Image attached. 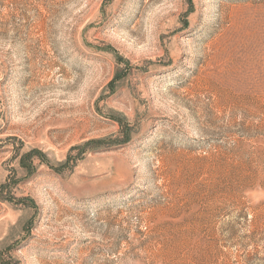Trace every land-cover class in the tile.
<instances>
[{
  "label": "rangeland",
  "instance_id": "obj_1",
  "mask_svg": "<svg viewBox=\"0 0 264 264\" xmlns=\"http://www.w3.org/2000/svg\"><path fill=\"white\" fill-rule=\"evenodd\" d=\"M0 264H264V0H0Z\"/></svg>",
  "mask_w": 264,
  "mask_h": 264
}]
</instances>
